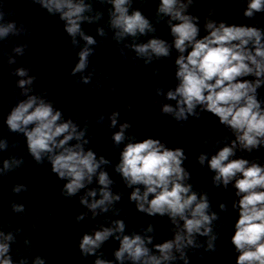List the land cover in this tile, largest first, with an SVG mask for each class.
Instances as JSON below:
<instances>
[{
	"label": "clouds",
	"instance_id": "1",
	"mask_svg": "<svg viewBox=\"0 0 264 264\" xmlns=\"http://www.w3.org/2000/svg\"><path fill=\"white\" fill-rule=\"evenodd\" d=\"M32 2L49 15L58 14L73 47H78L80 40L84 41V46L77 53L78 62L70 75L84 73L89 67V57L95 52L97 40L85 33L82 24L97 23L103 13L93 8L91 0ZM99 3L111 6L108 9L107 28L112 31V40L116 42L124 60L128 58L125 49L134 52L135 58L143 59L144 65L151 64L154 58L170 57L173 47L179 53L175 59L177 86L166 93L160 87L155 90L157 95L175 101V106L170 103L161 106L162 115L171 116L182 124L189 116L199 118L203 112L211 113L233 134L234 139L219 148L210 159L207 152H202L197 160L202 167L207 163L214 173V186L227 189L231 184L235 189L238 199L232 203V208L237 210L238 219L234 224V235L231 236V244L238 254L235 264H264V165L243 157L233 158L237 150L251 153L264 147V101L257 98V90L264 86V29L211 19L216 11L212 8L204 23L207 34L198 38L200 18L189 13L194 0H159L156 22L167 17L172 44L156 37L146 43H138V37L155 33L156 28L139 9L130 12L133 0H99ZM262 12L264 0H248L243 16L250 19ZM6 15L9 14L0 9V40L28 34L26 27L23 24L17 27L14 20L3 23ZM96 32L102 38L108 35L105 27H98ZM129 38L131 42L126 43ZM27 47L22 43L13 47L12 52L16 56H24ZM4 55L8 56V65L16 63L14 56L6 52ZM30 71V67H18L12 72V75L20 78L16 86L24 99L19 100L7 115L5 122L8 129L12 133L23 134L28 153L37 164L46 160L52 173L60 180L67 181L61 190L65 198L76 196L95 178L99 188L88 189L80 196L79 203L91 212L93 218L107 213L115 202L121 200V194L112 193L110 186L114 181L102 168L111 161L103 155L98 158L95 151L85 147L89 144L86 121L81 128L71 117H63L62 111L54 107L46 92L34 94L33 86L37 78L29 75ZM153 71L159 75L158 69ZM91 80L92 73H89L82 75L77 83L87 85ZM96 87H102L99 80ZM110 91L115 92L116 89ZM126 110H132L130 103ZM119 114V111L111 113L109 128L117 126ZM103 121V115L97 118V123ZM130 128L128 122L120 124L119 130L111 137L115 146L124 144L115 171L128 187L136 186L129 200L135 203L138 212L150 217L169 218L173 225V238L153 244L152 235H121L125 231V222L115 220L113 226L101 227L93 234L83 235L78 245L81 255L96 256L97 250L110 237L119 241L114 256L121 264L125 259L132 264H171L177 260L189 264L188 250L204 248L205 251L215 252L217 234L213 231V222L219 219V215L210 211L208 193H198L191 183H187L191 173L183 166L187 159L184 149L168 148L160 139L154 138L136 142L134 136H126ZM126 140L128 142L124 143ZM227 140L225 136L223 141ZM223 141L218 140L216 144ZM8 148L7 139H0V152ZM23 164L22 157L4 159L0 177L7 176ZM27 191L24 184H16L12 188L15 194ZM98 195L99 198H96ZM219 207L221 211H227L224 203ZM11 208L15 213L25 212V206L21 203L13 202ZM119 212L120 209L114 210V214L118 215ZM87 215L84 212L75 219L80 222ZM32 227L36 229L37 225L33 224ZM146 231L153 233V225H149ZM197 236L208 238L206 246L197 242ZM14 239L11 232L5 234L0 231V264H13L9 252L10 242ZM25 243L29 244L30 241L26 238ZM148 245H153L152 249ZM18 264H28V261L21 258ZM32 264H45V260L36 256ZM95 264H112V261L97 256Z\"/></svg>",
	"mask_w": 264,
	"mask_h": 264
}]
</instances>
